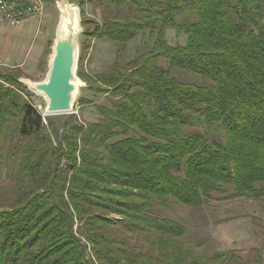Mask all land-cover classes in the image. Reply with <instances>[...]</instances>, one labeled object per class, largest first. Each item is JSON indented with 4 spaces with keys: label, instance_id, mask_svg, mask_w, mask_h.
I'll use <instances>...</instances> for the list:
<instances>
[{
    "label": "trees",
    "instance_id": "obj_1",
    "mask_svg": "<svg viewBox=\"0 0 264 264\" xmlns=\"http://www.w3.org/2000/svg\"><path fill=\"white\" fill-rule=\"evenodd\" d=\"M85 2L120 11L82 18L80 62L88 39L118 45L109 71L80 74L110 98L96 120L58 130L0 73V264H219L160 210L229 189L264 201V0H80L82 16ZM140 33L150 48L120 61Z\"/></svg>",
    "mask_w": 264,
    "mask_h": 264
},
{
    "label": "rangeland",
    "instance_id": "obj_2",
    "mask_svg": "<svg viewBox=\"0 0 264 264\" xmlns=\"http://www.w3.org/2000/svg\"><path fill=\"white\" fill-rule=\"evenodd\" d=\"M71 1L75 3L74 6H77L80 2V0ZM49 4V16L45 18V21L49 22L51 28H53L56 23L58 11L54 2H49ZM78 9L80 11V29L78 32V50L74 67L76 86L72 101L73 112L49 115L53 116V124L58 130L65 118V115L74 113L80 120L91 122L97 119L95 105H109L110 103V98L107 95L100 93L96 94L88 89V83L80 78V74L81 72H84V74L92 76L109 71L112 68L113 62L117 58L118 45L110 39H88V49L80 62V54L82 53V44L84 42L82 33L84 28H86L82 26V18L91 21H101L108 15L115 14L120 11L112 5L105 7L97 3L84 4L82 6L83 16L81 15V9ZM124 13L125 10L121 12V14ZM41 16L37 18L41 20L43 18ZM182 21L183 15H179L178 22ZM88 28H91V25H89ZM166 39L171 45L183 44L186 40V35L181 33L176 36L174 29L168 28L166 30ZM39 40L40 36H38L37 41ZM38 43L39 42L35 45V49H37ZM50 43L51 41H48V44L46 45V49L43 53V59L40 60L37 66H29L26 68L27 72L25 73L18 68L0 67V73L7 72L14 75L17 71V73L21 75L18 78V81L25 86L26 90L31 94L28 96V100L32 102L37 109L40 106V112H42V114L44 113L47 104L46 98L40 93L33 92L29 88L28 84L39 83L45 80L47 74L46 61L50 58L52 53L51 49H49ZM151 44L152 42L148 33L137 34L125 44L123 52L119 55V60L122 62L129 61L133 59L138 52L149 49ZM173 72L177 74L179 79L185 82L197 83L199 81V77L196 75L188 74L181 70H174ZM79 100L83 102V105L79 103ZM230 191L231 189L223 194L214 193L213 199L200 207H187L172 204L168 210H160V214L183 224L187 229L185 240L194 245L196 250L202 256L210 258L214 254H219L223 251L224 253L226 252L222 248L226 240L224 239L225 242L223 243V241L219 242L214 238V234H220L225 231L224 225H226V221L236 218L238 221H242L243 217H246V209L254 208V210H256L259 202L263 201H253L249 207H246V198L227 199L226 196ZM255 224V229L264 227L262 223H259L258 221H256ZM220 227L223 228V231L219 230ZM237 257L238 255L232 252L225 253V259L220 261L219 264H246L242 262L240 263L238 260L236 261Z\"/></svg>",
    "mask_w": 264,
    "mask_h": 264
},
{
    "label": "crops",
    "instance_id": "obj_3",
    "mask_svg": "<svg viewBox=\"0 0 264 264\" xmlns=\"http://www.w3.org/2000/svg\"><path fill=\"white\" fill-rule=\"evenodd\" d=\"M60 0H45V7L41 17L29 18L15 27L0 24V67L18 68L24 73L29 66H37L43 53L46 49L48 41H51L49 49H51L55 39V32L60 19V10L57 3ZM74 5L73 1L67 0ZM49 2H54L58 11L56 23L53 28L49 22L45 21L49 15ZM90 3V2H85ZM83 4V5H84ZM80 8L79 4L77 5ZM81 9V8H80ZM38 36L40 40L37 41ZM38 43L37 49L35 45ZM49 58L46 61V68L48 70ZM257 200L246 199V207L251 202ZM257 209H246V217L242 221L238 219L227 220L224 225V232L214 234V238L223 243L222 247L226 252L237 254L236 261L246 264H264V227L255 229V223L258 221L264 226V202L260 201L256 207ZM251 211V212H250ZM219 230L223 231L220 227ZM218 230V231H219ZM224 251L219 253L225 258Z\"/></svg>",
    "mask_w": 264,
    "mask_h": 264
},
{
    "label": "water",
    "instance_id": "obj_4",
    "mask_svg": "<svg viewBox=\"0 0 264 264\" xmlns=\"http://www.w3.org/2000/svg\"><path fill=\"white\" fill-rule=\"evenodd\" d=\"M57 5L60 19L51 47L46 78L43 82L28 84L33 92L46 98L47 104L43 113L46 116L73 112L72 101L76 86L74 67L78 50L80 11L67 0H60Z\"/></svg>",
    "mask_w": 264,
    "mask_h": 264
},
{
    "label": "built area",
    "instance_id": "obj_5",
    "mask_svg": "<svg viewBox=\"0 0 264 264\" xmlns=\"http://www.w3.org/2000/svg\"><path fill=\"white\" fill-rule=\"evenodd\" d=\"M44 7V0H0V24L15 27L29 18L41 16ZM44 117L42 114L45 121Z\"/></svg>",
    "mask_w": 264,
    "mask_h": 264
},
{
    "label": "bare ground",
    "instance_id": "obj_6",
    "mask_svg": "<svg viewBox=\"0 0 264 264\" xmlns=\"http://www.w3.org/2000/svg\"><path fill=\"white\" fill-rule=\"evenodd\" d=\"M67 20V19H66ZM77 26V20H75V27Z\"/></svg>",
    "mask_w": 264,
    "mask_h": 264
}]
</instances>
